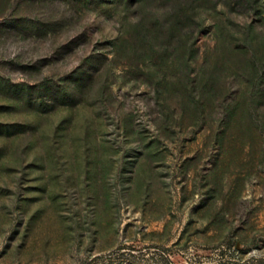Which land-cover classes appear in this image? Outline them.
<instances>
[{"label": "rangeland", "instance_id": "rangeland-1", "mask_svg": "<svg viewBox=\"0 0 264 264\" xmlns=\"http://www.w3.org/2000/svg\"><path fill=\"white\" fill-rule=\"evenodd\" d=\"M0 264H264V0H0Z\"/></svg>", "mask_w": 264, "mask_h": 264}, {"label": "trees", "instance_id": "trees-1", "mask_svg": "<svg viewBox=\"0 0 264 264\" xmlns=\"http://www.w3.org/2000/svg\"><path fill=\"white\" fill-rule=\"evenodd\" d=\"M154 38L152 37V38H149L148 40H150V41H152Z\"/></svg>", "mask_w": 264, "mask_h": 264}]
</instances>
